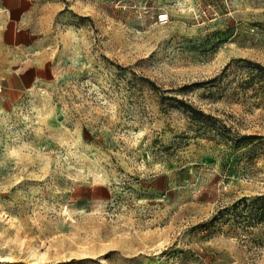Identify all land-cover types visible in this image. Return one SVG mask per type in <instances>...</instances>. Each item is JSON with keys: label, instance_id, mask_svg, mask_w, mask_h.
Here are the masks:
<instances>
[{"label": "rangeland", "instance_id": "rangeland-1", "mask_svg": "<svg viewBox=\"0 0 264 264\" xmlns=\"http://www.w3.org/2000/svg\"><path fill=\"white\" fill-rule=\"evenodd\" d=\"M2 2L0 264H264V227L208 225L264 194V156L179 102L264 136L232 94L264 0H26L18 48Z\"/></svg>", "mask_w": 264, "mask_h": 264}, {"label": "trees", "instance_id": "trees-1", "mask_svg": "<svg viewBox=\"0 0 264 264\" xmlns=\"http://www.w3.org/2000/svg\"><path fill=\"white\" fill-rule=\"evenodd\" d=\"M246 62V75L238 80L233 95L242 104H253L257 108L264 107V66L259 63ZM219 77L210 79L203 84L216 85ZM178 100V99H175ZM198 116L205 132L211 134L218 145L229 149H246L252 157L264 156V136L258 134H242L233 125L227 124L218 117L193 109L181 100L179 101ZM223 169L230 175L235 172L231 163H225ZM209 226L229 225L231 231L250 234L256 229L264 227V194L255 197H242L231 205L219 209L208 222Z\"/></svg>", "mask_w": 264, "mask_h": 264}, {"label": "crops", "instance_id": "crops-1", "mask_svg": "<svg viewBox=\"0 0 264 264\" xmlns=\"http://www.w3.org/2000/svg\"><path fill=\"white\" fill-rule=\"evenodd\" d=\"M26 0H3V7L9 11L10 13H19L17 20L10 22L7 27V35L10 37V40H13L15 43V47L18 48L17 45H21L22 35L28 33L27 29L22 25L23 19L20 17H24L26 12L24 10L20 12V7L25 4ZM22 15V16H21Z\"/></svg>", "mask_w": 264, "mask_h": 264}, {"label": "built area", "instance_id": "built-area-1", "mask_svg": "<svg viewBox=\"0 0 264 264\" xmlns=\"http://www.w3.org/2000/svg\"><path fill=\"white\" fill-rule=\"evenodd\" d=\"M162 18H167V15H163V17Z\"/></svg>", "mask_w": 264, "mask_h": 264}]
</instances>
